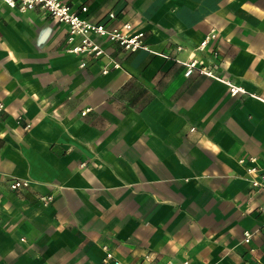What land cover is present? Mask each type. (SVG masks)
<instances>
[{
    "label": "crops",
    "instance_id": "0c3cea01",
    "mask_svg": "<svg viewBox=\"0 0 264 264\" xmlns=\"http://www.w3.org/2000/svg\"><path fill=\"white\" fill-rule=\"evenodd\" d=\"M64 1L167 57L97 37L101 58L68 53L66 25L0 0V264H113L103 245L120 264H264V191L238 163L264 167V0ZM192 58L253 96L184 76Z\"/></svg>",
    "mask_w": 264,
    "mask_h": 264
},
{
    "label": "built area",
    "instance_id": "2783aa9c",
    "mask_svg": "<svg viewBox=\"0 0 264 264\" xmlns=\"http://www.w3.org/2000/svg\"><path fill=\"white\" fill-rule=\"evenodd\" d=\"M6 5L12 9H16L19 12H26L39 8L46 13L51 19L63 23L67 27V39L65 50L68 53L76 55H85L94 59L101 58L105 55V50L102 44L95 38H102L111 43L118 44L122 49L129 52H135L137 50L148 51L153 54L162 55L151 49L144 41L145 33L143 31H133L130 23L125 22L120 27H110L101 23H96L88 18L82 17L78 11L72 9L64 0H2ZM86 6L81 7V11L85 12ZM110 18H114V13L109 14ZM217 36V30L212 28L205 35L204 39L197 46L198 50H204L208 42L215 40ZM177 49H181L177 46ZM110 65L102 68L103 73H107L111 68L118 69L120 64L109 58ZM184 67V76L190 77L196 73L212 79L223 82L229 88L231 95L238 93L247 94L253 96V94L246 91L243 87L235 85L230 80L225 79L216 73V65H207L201 60L192 58L186 61H180ZM85 62H80L79 66L84 67ZM4 109V105L0 103V111ZM90 108H86L82 111L84 115ZM29 124L26 125V128ZM248 161L249 164L245 166V175L249 181L251 187L255 191H264V167L260 166L257 162V158L249 156L247 158L242 157L238 159V163L245 164ZM84 163H82L83 165ZM29 180L12 178L9 181V188L11 190H18L23 187L29 186ZM53 200L51 195L40 196V201L43 205H47ZM264 209V206L261 207ZM251 233H244V241L249 242ZM104 250L103 262L112 261L113 264H120L118 260L114 259L113 252L106 246H102ZM186 264V262H184Z\"/></svg>",
    "mask_w": 264,
    "mask_h": 264
}]
</instances>
